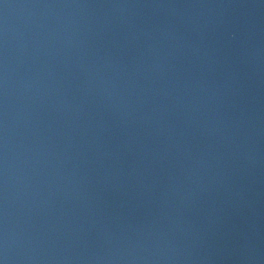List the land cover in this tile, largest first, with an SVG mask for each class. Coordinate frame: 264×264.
Segmentation results:
<instances>
[{
  "label": "water",
  "instance_id": "water-1",
  "mask_svg": "<svg viewBox=\"0 0 264 264\" xmlns=\"http://www.w3.org/2000/svg\"><path fill=\"white\" fill-rule=\"evenodd\" d=\"M264 264V0H0V259Z\"/></svg>",
  "mask_w": 264,
  "mask_h": 264
},
{
  "label": "clouds",
  "instance_id": "clouds-1",
  "mask_svg": "<svg viewBox=\"0 0 264 264\" xmlns=\"http://www.w3.org/2000/svg\"><path fill=\"white\" fill-rule=\"evenodd\" d=\"M0 264H7L6 257L4 259H0Z\"/></svg>",
  "mask_w": 264,
  "mask_h": 264
}]
</instances>
